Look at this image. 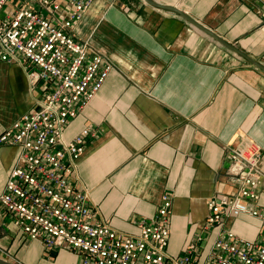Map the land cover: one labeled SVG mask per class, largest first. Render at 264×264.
<instances>
[{"label": "crops", "instance_id": "crops-1", "mask_svg": "<svg viewBox=\"0 0 264 264\" xmlns=\"http://www.w3.org/2000/svg\"><path fill=\"white\" fill-rule=\"evenodd\" d=\"M152 1L180 9L264 66V0ZM67 11L63 0L56 15L64 19ZM74 32L112 66L65 130L66 141L85 127L95 133L77 164L75 187L88 190L101 220L132 235L168 194V252L182 256L195 244L204 260L221 232L205 225L208 202L237 192L225 174L228 146L256 141L264 175V72L181 15L144 0H95ZM36 96L23 66L0 62V135L35 109ZM18 155V148L0 145V194ZM259 197L261 216L230 217L223 229L264 241V184ZM1 256L20 264H81L68 249L47 251L28 240L2 206Z\"/></svg>", "mask_w": 264, "mask_h": 264}, {"label": "built area", "instance_id": "built-area-1", "mask_svg": "<svg viewBox=\"0 0 264 264\" xmlns=\"http://www.w3.org/2000/svg\"><path fill=\"white\" fill-rule=\"evenodd\" d=\"M12 1L0 0V62L23 66L37 93L35 109L0 135V145L19 150L0 206L17 220L22 234L47 251L78 254L81 264H264V241L241 240L223 229L230 217L261 216L263 154L248 138L226 151L225 174L237 192L208 202L205 225L221 232L204 260L199 261L195 244L182 256L168 252L173 204L168 194L137 235L114 230L98 217L88 190L74 183L85 144L95 133L85 127L72 140L64 139L69 123L96 97L112 68L75 39V26L95 0H66L64 19L56 15L63 0Z\"/></svg>", "mask_w": 264, "mask_h": 264}, {"label": "water", "instance_id": "water-1", "mask_svg": "<svg viewBox=\"0 0 264 264\" xmlns=\"http://www.w3.org/2000/svg\"><path fill=\"white\" fill-rule=\"evenodd\" d=\"M146 1L149 5H152L157 8H162L163 10L166 9L168 11H171L175 14L181 15L188 23H190L192 26L197 27L200 29L202 32L205 34L211 36L215 41H217L219 44L227 47L228 49L232 50L235 54H239L243 58H245L247 61H249L251 64H254L257 68H260L264 72V66L261 64L257 63L255 60L251 59L249 56L244 54L242 51H240L238 48H235L233 45L229 44L228 42L224 41L221 39L214 31H212L210 28L204 27L202 24H200L198 21L195 19H192L189 15L181 11L180 9L171 7V6H160L156 3H154L152 0H144ZM0 264H13L10 263L9 261L5 260L4 258H0Z\"/></svg>", "mask_w": 264, "mask_h": 264}, {"label": "rangeland", "instance_id": "rangeland-1", "mask_svg": "<svg viewBox=\"0 0 264 264\" xmlns=\"http://www.w3.org/2000/svg\"><path fill=\"white\" fill-rule=\"evenodd\" d=\"M8 8V7H7ZM2 258H4L5 260L9 261L10 263H13V264H20L19 262H14L11 260V258H9L8 256H1ZM0 257V258H1Z\"/></svg>", "mask_w": 264, "mask_h": 264}]
</instances>
